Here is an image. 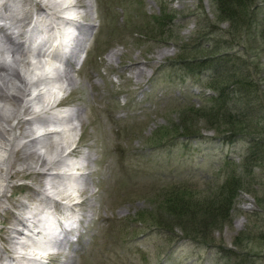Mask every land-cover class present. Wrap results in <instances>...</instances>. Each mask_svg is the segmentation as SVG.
Listing matches in <instances>:
<instances>
[{
	"label": "rangeland",
	"instance_id": "obj_1",
	"mask_svg": "<svg viewBox=\"0 0 264 264\" xmlns=\"http://www.w3.org/2000/svg\"><path fill=\"white\" fill-rule=\"evenodd\" d=\"M72 1L74 4L77 0ZM79 1H82V8L85 2H91L93 6L90 10L93 16L85 9L79 11L83 16L87 12L91 14L79 21L92 27L93 37L86 51L68 55L64 60L74 68L71 74L74 83L67 91L57 93L50 102L61 101L59 107L35 108L19 116L31 120L29 118L40 114L47 116L45 113L49 110L58 115L54 114L57 117L52 119L60 125L59 129L71 125L76 126L77 131L73 136H64L63 140H67L70 148L58 154L55 148L56 143L62 141L59 136L54 135L55 140L54 136H50L51 139L41 136L38 139L40 145L48 143V148L41 150L42 146L35 143L27 146V143L43 132L28 134L31 138L16 144V149L25 147L26 151L18 154L16 169H26L29 165L40 172L51 167L41 166L35 152L47 153V164L59 160V155H69L70 164L82 163L83 156L89 155L88 161L78 165L88 177L86 188H82L79 175L67 176L65 185L68 189L56 188L60 196H55L60 202L56 205V217L68 228L72 214L64 215L63 204L71 203L63 198L73 194V190L84 189L81 196L75 198L74 194L70 198L79 204L74 205L71 212L77 214L81 227L79 232L67 233L71 243L59 250L50 243L62 238L58 229L52 230L51 237L46 238L45 231L32 234L27 227L16 225L17 218L30 224L27 219L33 209H44L45 204L39 202L43 192L53 195L45 188V178L38 174L2 182L0 194L4 193L6 197L0 201V257L5 259L12 255L15 259L12 264H37L23 260L22 254L28 259L41 257L37 260L40 264H217L223 250L231 249L249 252L257 257L256 264H264V165L254 170L251 189L241 191L236 199L232 223L213 231L210 239L187 237L177 227L175 239L168 241V235L157 225L171 221L158 206L161 188L173 181L197 183L203 187L207 181L203 178L219 174L220 165L224 166L227 156L240 162L254 136L241 133L225 137L207 128L205 121L197 123L192 131L197 133L188 138L169 133L175 125L181 124L178 109L183 98L192 100V92L203 90L201 77L185 71L187 62L180 58L183 54L180 46L190 44L195 47L199 42L196 40L206 34L228 36L231 42L235 39L239 46L236 52L250 56V69L259 90L257 95L252 94L251 102L260 106L264 115V0H249L248 17V13L244 14L236 7L231 21L219 17L212 0ZM37 3L44 4L45 0H32V7L36 9ZM15 7L12 15L20 12L18 6ZM27 7L29 9V5ZM247 29L250 30L247 32ZM57 41L62 42L60 38ZM112 53L115 57L110 56ZM210 64L204 63V67L209 68ZM50 68L40 76H49ZM64 69H67L66 65ZM16 70L26 78L18 66ZM51 77V86H56ZM210 92L207 90L204 96ZM74 110L80 118L69 120ZM74 147L77 149L72 155L70 152ZM52 171L71 172L64 166ZM22 203L27 207L21 208ZM12 227L24 234L23 242L29 236L44 244L42 250L32 245L10 251L8 239L14 235ZM47 239L51 240L48 242ZM237 239L242 241V247L234 245ZM58 251L62 253L59 256L55 253Z\"/></svg>",
	"mask_w": 264,
	"mask_h": 264
},
{
	"label": "bare ground",
	"instance_id": "obj_2",
	"mask_svg": "<svg viewBox=\"0 0 264 264\" xmlns=\"http://www.w3.org/2000/svg\"><path fill=\"white\" fill-rule=\"evenodd\" d=\"M79 2L80 3H78L77 0L73 4V1L71 3L70 0H45L44 4L37 3V8L35 9L32 7V0H0V188L2 187V182L7 183L9 180L20 176L27 178L39 174L45 178V186H50V188H45L54 196L48 194L44 195V192L41 195L39 194V197H41L39 202L40 204H45L44 209L40 210L36 206L37 208L35 210L33 209L30 213L31 217L27 219L30 224L26 225L22 219L17 218L16 225H23L27 227L32 234L36 232L37 234H43L45 231L46 238H50L53 231L58 229L59 235L62 238L50 243L54 244V246L59 250H61L60 248L62 247L69 246V243H71L67 233L71 231L79 232V228L81 227V220L74 211L71 212L73 210V206H78L79 204H75L73 200L74 198L72 200H70V198L74 194L75 196L73 197L75 198L81 196L82 191L84 190L82 188H86L88 185V177L83 173V171H81L83 168L80 166L78 167V165H82L83 162L88 161L90 156L82 155V163L77 162L70 164L69 155H59V160L47 164L45 158L47 153L45 152L46 154H44L43 151H41V153L35 152L34 155H36L38 157H36L37 160L42 163L41 166L48 165L51 167L43 169L40 172H36V170L34 171L31 167H29V165H27L26 169L17 170L16 166L19 162L18 154L25 151V147L16 149V144L19 140L26 139L27 137L31 138L28 134H32V132H43V134L40 133L29 140L27 146L32 143L33 145L34 143L40 145L41 140L39 142L38 139L41 136L51 139L54 135H56L62 140L57 143L53 142L57 145L55 148L57 154L61 151L66 152L70 148L67 146V140H63V138L68 134L69 136H73L77 127L67 125L63 130H61L62 128L59 129L60 125L58 126L56 121L52 119V117L58 116L56 113H49L48 110L46 113L44 112L47 115L43 116L45 118L41 117L42 115L40 114V116L29 118L31 120H23L20 119L19 116H21L20 114L22 112L26 115L30 113V111L32 112L35 108H43L42 110H47L48 107L50 109L59 107L61 105V101L59 103V100L54 101V104L50 102L57 95V93L67 91V89H69L74 83L73 76H71L74 68L70 67V65L66 62L67 60L64 61L67 58L66 54L69 52L71 55H76L80 51H86L90 44V40L93 37V30H91L92 27H89V25L87 27V25L79 21V18H84L86 14L89 16L92 12H90V10L93 9V6L91 2H85V7L82 8V1ZM27 5H29V9H26L28 8ZM15 6H18L20 12L12 15V11ZM31 8L33 10H31ZM83 9H85V11H89L90 13L87 12L84 16L81 15L79 11ZM91 16H93V12ZM40 26L42 28H39ZM59 38L62 42L57 41ZM27 51L29 53L31 51V55L27 56ZM110 56L115 57V53H112ZM53 62H57L59 66L62 65V68H54L58 74L55 76V79L52 78V81H54L55 84L58 85L60 82L58 87L57 85L52 87L51 81L47 76L43 74V76H40V73L50 67ZM65 65L67 66V69H64ZM17 66L24 73L26 78H24L22 73L16 70ZM78 66L80 65L78 64ZM50 70L53 71L52 68H50ZM79 116L80 115L76 114V111L74 110L72 111V115L69 117V120L79 119ZM15 121L18 122L16 123ZM78 123L76 125H78ZM15 132L21 133L17 135L14 134ZM49 139L47 140L49 141ZM53 140H55V136L53 137ZM46 144L48 143H45V145L43 144L44 146L40 145L42 146L40 149L43 150L48 148L46 147L48 146ZM49 146H52V144ZM53 146L55 147V145ZM54 147H52L53 150ZM76 149L77 147H74L70 154L75 152ZM58 166H64L68 170H71V172H53L52 169H56ZM26 170H28L29 173H25ZM71 175H79V180L83 183L82 186L84 187L76 189L75 191L77 193L73 190V194H69V197L63 196V199H66L67 202L71 203L63 204L65 205V211L63 210L64 215L72 214L70 218V228H65L60 220L61 218L56 217V205L60 202L55 196H60V193H57L56 188L59 190H65L67 188L65 182L67 176L71 177ZM37 194L38 193H36V195ZM5 197V194L1 193L0 201H2ZM77 199L75 200L78 202ZM20 207L26 208L27 205L22 203L20 204ZM69 211L71 213H69ZM48 217L50 218V221L48 220ZM71 226L73 229H71ZM12 228L11 233L14 235H11L8 239L11 247L10 251H17V247L23 249L26 247L29 248V246L32 247V245L33 247L36 246L39 247L38 249L42 250L41 246H44V244L35 241L29 236H26L27 241L23 242L21 238L24 234H22L17 228ZM50 240L51 239H49L48 242ZM55 253L57 256L62 254L61 251ZM20 258L23 260L24 258L27 259L28 263L34 261L35 263L37 262V264H40L37 260L41 257L39 258L34 256L32 258L29 257L28 259L24 254H22ZM46 258H49V256ZM14 260L15 259L12 255L5 259L0 257L1 264H12Z\"/></svg>",
	"mask_w": 264,
	"mask_h": 264
},
{
	"label": "trees",
	"instance_id": "obj_3",
	"mask_svg": "<svg viewBox=\"0 0 264 264\" xmlns=\"http://www.w3.org/2000/svg\"><path fill=\"white\" fill-rule=\"evenodd\" d=\"M212 2L219 17L225 21L233 20L236 7L241 8V12L248 13L247 17L249 16L251 7L249 0ZM249 30L247 29V32ZM196 41L199 42L195 47L190 44L180 46L179 50L183 53L180 58L184 63L187 62L184 68L187 73L201 77L203 90H199L198 93L192 92L194 95L192 100L183 98L184 102L180 103L178 109L181 124L175 125L169 133L188 138L191 134L197 133L192 132L193 127L205 121L207 128L214 129L225 137L241 133H250L254 136L247 154L240 162L227 156L223 162L224 166L220 165L219 174L203 178L207 180L203 187L200 188L197 183L173 181L161 188L158 206L165 211L171 221L158 222L157 225L158 229H162V232L168 235V241L175 239L174 229L177 227L187 237L210 239L213 231L232 223L236 199L241 191L251 189L254 170L264 165V115L261 114L260 106L252 104L251 96L253 93L257 95L259 90L258 82L253 79L250 69L252 65L250 56L247 53L242 55L241 52H236L239 47L235 44L237 41L233 39L231 42L228 36L206 34ZM207 61L212 65L209 68L204 67ZM207 90H210L211 94L204 96ZM234 245L243 246L240 239L235 240ZM256 259L255 255L244 250L228 249L223 250L222 255L218 256L217 264H256Z\"/></svg>",
	"mask_w": 264,
	"mask_h": 264
}]
</instances>
